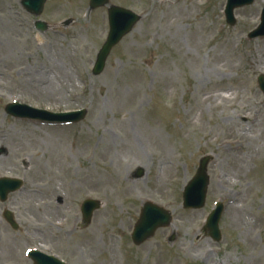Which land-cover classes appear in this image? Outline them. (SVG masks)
Masks as SVG:
<instances>
[{
	"label": "rangeland",
	"instance_id": "1",
	"mask_svg": "<svg viewBox=\"0 0 264 264\" xmlns=\"http://www.w3.org/2000/svg\"><path fill=\"white\" fill-rule=\"evenodd\" d=\"M21 1L0 0V174H27L28 190L3 203L19 228L0 211V264H33L26 250L37 244L69 264H264V39L248 38L264 0L237 8L235 25L227 0H111L145 16L96 76L107 7L47 0L39 17L53 28L40 31ZM14 100L88 113L72 126L33 123L6 113ZM206 155L215 161L207 200L185 208L184 187ZM87 198L103 205L79 228ZM219 198L221 238L203 230ZM149 199L173 220L136 244Z\"/></svg>",
	"mask_w": 264,
	"mask_h": 264
},
{
	"label": "water",
	"instance_id": "2",
	"mask_svg": "<svg viewBox=\"0 0 264 264\" xmlns=\"http://www.w3.org/2000/svg\"><path fill=\"white\" fill-rule=\"evenodd\" d=\"M107 0H93V3L94 4H104L106 3ZM42 9V7L40 8V10ZM111 11V16L112 18H114L113 16L114 15H117L119 13H121L120 11H122L121 9H118L117 7H112L110 9ZM136 17L130 19L128 21V24L126 25L125 29L124 30H121V31H116L114 28H113V31L109 37V40L107 42V44L105 45V47L103 48V50L100 52L99 54V60H98V69L102 68L103 65H104V61H105V58L107 56V54L109 53V50L111 49V47L119 40V38L125 33V30H128L131 28L132 24L136 21ZM202 176L201 177H205L204 174H201ZM5 181V180H4ZM6 183V182H5ZM87 222L89 221V218L86 219ZM142 241V239H137V242H140Z\"/></svg>",
	"mask_w": 264,
	"mask_h": 264
}]
</instances>
